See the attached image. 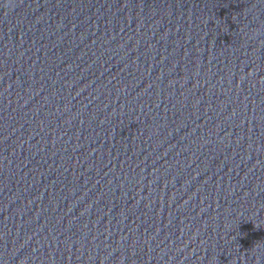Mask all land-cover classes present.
<instances>
[{
  "label": "water",
  "instance_id": "water-1",
  "mask_svg": "<svg viewBox=\"0 0 264 264\" xmlns=\"http://www.w3.org/2000/svg\"><path fill=\"white\" fill-rule=\"evenodd\" d=\"M0 264H264V0H0Z\"/></svg>",
  "mask_w": 264,
  "mask_h": 264
}]
</instances>
